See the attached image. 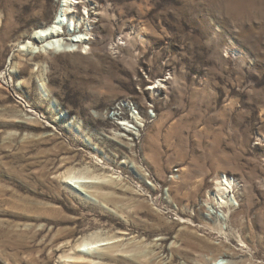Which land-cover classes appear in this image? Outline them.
I'll use <instances>...</instances> for the list:
<instances>
[{
    "label": "rangeland",
    "instance_id": "rangeland-1",
    "mask_svg": "<svg viewBox=\"0 0 264 264\" xmlns=\"http://www.w3.org/2000/svg\"><path fill=\"white\" fill-rule=\"evenodd\" d=\"M66 1L0 0V264H264V0Z\"/></svg>",
    "mask_w": 264,
    "mask_h": 264
},
{
    "label": "bare ground",
    "instance_id": "bare-ground-1",
    "mask_svg": "<svg viewBox=\"0 0 264 264\" xmlns=\"http://www.w3.org/2000/svg\"><path fill=\"white\" fill-rule=\"evenodd\" d=\"M73 1L71 0L66 1L67 2L66 9L64 10L63 13L64 16H62L64 19H67V17L69 16V18L74 20L75 17H77L76 12L80 8L81 4L84 6L85 9L88 7L87 5L84 4V2H82V0H79V3ZM77 4L79 5V7L77 6ZM63 18L56 20L55 22L51 23L45 28L37 29L35 35L33 36L34 40L32 41L31 38L30 40L23 43L22 49L27 52H31L33 54L49 53V52L72 53L76 51L78 48H81V46L84 49V46L86 44L85 41L86 39L84 40V38H82L83 34L81 33V30L77 31L76 29L73 36L71 35V37H67L64 34H62L61 28L64 24ZM37 50L39 51L36 52ZM154 89H156V86L154 87ZM70 173H71L70 171L69 173L65 172L62 174L58 172L56 178H58V180L60 181L72 180L73 177L70 175ZM225 185H223L222 183H217L216 191L219 193L220 200L218 206L215 205V207L216 209H219V211H223L224 213L226 212L229 213L230 211H234L235 209L233 208L234 206L232 207L229 204L228 197L226 196V194L229 193L227 189H229L230 186L225 188ZM110 199L111 197H108V200ZM66 245H64L65 251L71 249L75 252H82L83 249L85 250V248H87V246L91 244H88V242L86 243L84 240H77L76 242H74L73 245L72 244L68 245V247ZM95 247L96 245L94 244V246L91 247L90 251H92V249Z\"/></svg>",
    "mask_w": 264,
    "mask_h": 264
},
{
    "label": "built area",
    "instance_id": "built-area-1",
    "mask_svg": "<svg viewBox=\"0 0 264 264\" xmlns=\"http://www.w3.org/2000/svg\"><path fill=\"white\" fill-rule=\"evenodd\" d=\"M232 182H233V180H232Z\"/></svg>",
    "mask_w": 264,
    "mask_h": 264
}]
</instances>
